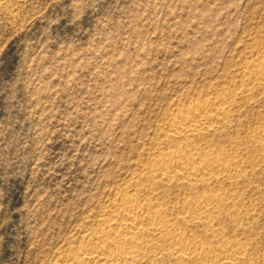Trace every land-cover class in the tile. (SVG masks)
<instances>
[{"label": "rangeland", "instance_id": "rangeland-1", "mask_svg": "<svg viewBox=\"0 0 264 264\" xmlns=\"http://www.w3.org/2000/svg\"><path fill=\"white\" fill-rule=\"evenodd\" d=\"M263 51L264 0H0V264H55L171 146L161 133L176 105L235 89ZM237 115L207 141L249 161L219 186L249 217L215 222L258 262L264 163L250 133L264 128V96ZM170 187L175 203L190 193ZM204 229L189 236L216 247Z\"/></svg>", "mask_w": 264, "mask_h": 264}, {"label": "bare ground", "instance_id": "bare-ground-1", "mask_svg": "<svg viewBox=\"0 0 264 264\" xmlns=\"http://www.w3.org/2000/svg\"><path fill=\"white\" fill-rule=\"evenodd\" d=\"M254 90L264 96V51L249 62L235 89L183 108L176 105L161 133L171 146L150 155V164L98 214L93 230L84 232L77 246L60 249L55 264H264V258L253 259L246 242L227 239L215 222L223 215L233 225L249 217L240 203L226 209L235 195L219 188L245 179L249 161L232 153L237 144L215 149L207 141L232 124L240 101ZM250 136L264 163V128ZM172 185L187 187L189 195L175 203L166 192ZM201 226L216 247L189 236Z\"/></svg>", "mask_w": 264, "mask_h": 264}]
</instances>
